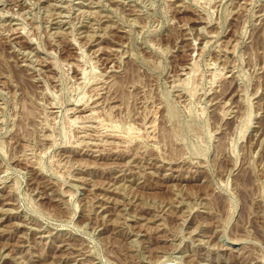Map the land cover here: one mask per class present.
I'll list each match as a JSON object with an SVG mask.
<instances>
[{"label":"rangeland","instance_id":"rangeland-1","mask_svg":"<svg viewBox=\"0 0 264 264\" xmlns=\"http://www.w3.org/2000/svg\"><path fill=\"white\" fill-rule=\"evenodd\" d=\"M0 264H264V0H0Z\"/></svg>","mask_w":264,"mask_h":264}]
</instances>
